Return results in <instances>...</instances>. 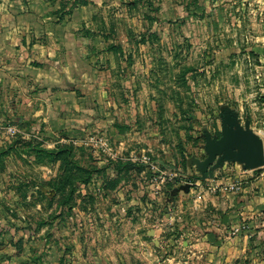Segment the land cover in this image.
Instances as JSON below:
<instances>
[{"label": "rangeland", "instance_id": "obj_1", "mask_svg": "<svg viewBox=\"0 0 264 264\" xmlns=\"http://www.w3.org/2000/svg\"><path fill=\"white\" fill-rule=\"evenodd\" d=\"M85 1L0 0V45L7 43L6 52L11 50L12 38L6 35L15 29L73 31L83 46V82L95 79L99 84L92 88L107 91L105 97L114 93L115 123L126 137L117 139L107 131L110 114L102 112L103 125L91 134L105 133L112 144L121 140L140 144L134 136L154 132L173 148L194 153L205 144V128L219 135L222 107L253 111L261 93L256 78L259 59L253 48L264 31V0ZM6 52L0 58L3 64ZM113 66L114 85L107 83ZM129 76L130 82L122 81ZM99 100L97 106L103 104L108 111V102ZM141 107L144 110L139 111ZM9 120L6 117L2 123ZM11 121L18 127L17 120ZM39 137L25 139L18 132L11 144L3 145L9 153L0 166L8 174L0 183V264H138L133 254L138 245L126 243L119 213L114 218V234L108 237L106 218L98 213L103 243L90 245L87 218L96 199L88 191L79 195L84 182L74 184L71 179L64 191L55 187L65 170L59 162L42 159L47 142ZM55 146L47 149L57 151L59 146ZM74 157L83 170L67 171L79 174L81 180L90 169L106 172L108 157L89 148H74ZM69 194L73 198L64 205ZM118 198V193L112 197ZM98 201L105 210V197ZM73 205L85 212L82 220L87 227L81 233Z\"/></svg>", "mask_w": 264, "mask_h": 264}, {"label": "crops", "instance_id": "obj_2", "mask_svg": "<svg viewBox=\"0 0 264 264\" xmlns=\"http://www.w3.org/2000/svg\"><path fill=\"white\" fill-rule=\"evenodd\" d=\"M6 37L12 38L10 44L13 45L8 52L7 43L0 45L1 60L3 53L11 55L6 58V64L0 60V149H4V144L12 143L13 136L8 135L6 127L15 119L23 138L40 136L47 142L43 144L47 148L52 149L56 144L75 149L84 147L100 157H108L105 158L108 160L106 172L101 176L94 173L90 182L83 183L78 190L79 195L88 191L96 199L95 205L90 204L87 218L91 246L98 247L103 243L98 213L106 218L105 237L114 234V218L119 213L124 221L126 243L138 245L137 252L133 253L140 261L138 264H264V176H260L258 169L225 163L215 170L214 178L200 180L196 160L205 158L203 148L198 144L197 152L186 151L182 156L179 149L166 144L154 132L134 136L140 144L130 140H121L120 144L111 141L116 155L101 154L87 140L93 129L103 125L99 113L110 114L107 131L114 137L123 139L126 136L115 123L118 106L114 93L105 97L107 91L92 88V84H99L95 79L83 82L80 74L83 46L75 39L73 31L26 28L12 30ZM253 49L259 59L256 77L261 92L259 101L254 102L251 113L243 107L237 112L243 122L249 119L251 128L264 139V31L257 36ZM115 68L110 69L111 76L107 79L112 85L117 81ZM124 80L130 82L131 77ZM83 83L86 85L84 92ZM98 95L104 98H98ZM126 97L129 99L130 95ZM96 99L107 101L108 111L103 104L98 107ZM6 117L11 120L2 123ZM218 123L219 130L220 119ZM144 130L148 132L150 128ZM48 138L53 142L50 143ZM11 147L13 149V145ZM141 151L150 152L158 162L165 174L164 182L159 179L152 183L147 166L133 159ZM118 161L132 162L144 168L141 172L131 170L122 174L114 168ZM3 169L0 168V183L8 175ZM109 170L111 172H107ZM45 177L51 179L48 174ZM236 177L244 179L240 192L209 189L211 184L227 183ZM115 179H120L115 188L106 187L108 181ZM177 179L178 183L185 180L193 183L189 191L168 194L167 183ZM30 180L28 177L27 181ZM129 181L132 184L126 183ZM178 183L176 187L182 185ZM117 193L119 198L115 201L112 197ZM104 197L106 208L101 210L98 200ZM74 211L79 217L77 228L81 233L87 227L82 220L85 212L81 206H74ZM152 231L154 236L149 235Z\"/></svg>", "mask_w": 264, "mask_h": 264}, {"label": "water", "instance_id": "obj_3", "mask_svg": "<svg viewBox=\"0 0 264 264\" xmlns=\"http://www.w3.org/2000/svg\"><path fill=\"white\" fill-rule=\"evenodd\" d=\"M221 125L219 135L204 129L205 144L202 148L205 158L196 160L200 180L215 177V170L225 163H239L244 169H258L264 165V139L251 128V121L244 122L239 113L229 107H222L219 114ZM190 185L179 190L189 191ZM149 235L154 236L155 232Z\"/></svg>", "mask_w": 264, "mask_h": 264}, {"label": "trees", "instance_id": "obj_4", "mask_svg": "<svg viewBox=\"0 0 264 264\" xmlns=\"http://www.w3.org/2000/svg\"><path fill=\"white\" fill-rule=\"evenodd\" d=\"M83 4L87 3V1L82 0ZM209 62V61H207ZM217 132H219L218 128H217ZM34 152L37 150L35 148L32 149ZM43 150V154H42V159H46L48 158L49 161L51 162H59L61 163V168L62 170H65V173L63 172V174H61L60 176L63 177L61 178V180L59 182H57L56 186L54 184L55 187H57V189L59 191H64L67 186L71 183V179H73L74 184L77 182H84V183H89L91 178L93 177L94 173H102L104 171H100L99 168H95L93 170L90 169V171L88 170V173L86 174V176L84 177L83 180H81V176L78 174L76 175L74 172H68L67 170H71V169H78L80 171L83 170V168H81L80 163L77 161V159L74 157V148L73 146L70 145H63V146H59L57 151L54 150H50L47 148H42ZM182 156L185 155V150L181 149L180 150ZM9 153V150H5V149H0V165H3V161L5 156ZM114 168L122 174H128L131 170L136 171V172H141L142 169L144 168L143 165L139 166L135 163L132 162H122V161H118L115 162ZM86 170V169H85ZM178 179L180 180L181 177L179 176ZM175 180V181H171L167 183V188H168V194L171 191H175L177 189H180L182 186L184 185H180V186H175L179 180ZM120 181V179H115V180H110L108 181V184H106V187L109 188H115L116 185L118 184V182ZM187 186V185H186ZM75 188V187H74ZM72 191L73 196L75 195L76 192V188ZM72 194H69L70 196H68L67 198H65L62 203L64 205H67L70 201H71V197L73 198ZM74 206V205H73Z\"/></svg>", "mask_w": 264, "mask_h": 264}, {"label": "built area", "instance_id": "obj_5", "mask_svg": "<svg viewBox=\"0 0 264 264\" xmlns=\"http://www.w3.org/2000/svg\"><path fill=\"white\" fill-rule=\"evenodd\" d=\"M7 133L9 136H14L19 132V129L14 124H7L6 127ZM87 140L90 142L89 144L101 154H109L110 156L116 155V151L111 147V140L105 134H89ZM133 159L137 162H141L147 166V170L149 172L150 180L152 183L158 182L159 179L161 182L165 181L164 173L160 168L158 162L152 157L150 152L141 151L138 154L133 156ZM260 171V176H264V165L258 168ZM192 180H185L184 185L192 184ZM244 185V179L241 177L232 178L227 183H215L209 186V189L216 191L217 189L221 188L225 191H232V192H240Z\"/></svg>", "mask_w": 264, "mask_h": 264}]
</instances>
